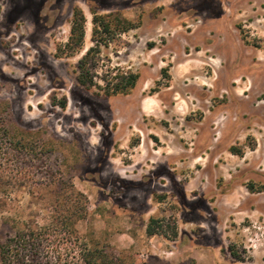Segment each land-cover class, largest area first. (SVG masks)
Listing matches in <instances>:
<instances>
[{
    "label": "rangeland",
    "instance_id": "374dc122",
    "mask_svg": "<svg viewBox=\"0 0 264 264\" xmlns=\"http://www.w3.org/2000/svg\"><path fill=\"white\" fill-rule=\"evenodd\" d=\"M75 7L83 44L58 57ZM109 10L138 25L100 45L82 85L93 12ZM120 71L134 86L108 93ZM0 101L30 145L0 241L2 214L43 223L72 186L89 246L143 264H264V0H0Z\"/></svg>",
    "mask_w": 264,
    "mask_h": 264
},
{
    "label": "trees",
    "instance_id": "16d2710c",
    "mask_svg": "<svg viewBox=\"0 0 264 264\" xmlns=\"http://www.w3.org/2000/svg\"><path fill=\"white\" fill-rule=\"evenodd\" d=\"M84 22L81 9L73 8L68 38L56 48L58 57L71 56L82 46ZM92 23L91 37L96 44L77 61V80L82 85L95 84L91 59L100 45H107L117 34L120 35L137 25L119 11H94ZM137 77V73L131 71L116 72L106 80V90L108 93H126L134 86ZM60 105L64 106L65 101L62 100ZM5 109V103L0 101V212L7 206L10 187H25L29 175L21 156L30 145L23 136L13 135L3 115ZM231 150L240 153L236 147H231ZM69 190L60 202L58 198L48 200L52 212L43 223L32 218L16 219L2 214L10 232L4 241H0V264H143L135 261L128 250H116L105 245H87L75 228V224L85 216L86 198L83 196V204H79L75 195L82 194L76 192L72 186ZM58 210L62 213H58ZM162 224V218L150 216L145 233L156 234V229L161 228Z\"/></svg>",
    "mask_w": 264,
    "mask_h": 264
},
{
    "label": "flooded vegetation",
    "instance_id": "af4514ba",
    "mask_svg": "<svg viewBox=\"0 0 264 264\" xmlns=\"http://www.w3.org/2000/svg\"><path fill=\"white\" fill-rule=\"evenodd\" d=\"M199 7H193V8H188V9H186V10H184L183 12H181V13H183V14H181V15H183V16H190L191 15V12L192 11H194L195 9L197 10ZM109 11H111V10H109ZM113 11H119V10H113ZM216 12H217V15L219 16L220 14H222V9L221 8H219L218 10H216ZM137 25H138V22H137ZM68 38V37H67ZM67 40V39H66ZM65 40V41H66ZM226 40H218L217 42H216V48H217V51L219 50L218 48H221V50H222V48H225L226 47ZM217 51H216V54H217ZM217 55H219V54H217ZM220 70V69H219Z\"/></svg>",
    "mask_w": 264,
    "mask_h": 264
}]
</instances>
